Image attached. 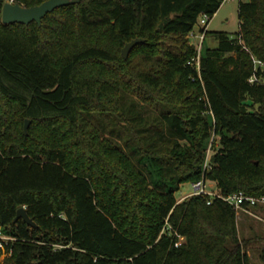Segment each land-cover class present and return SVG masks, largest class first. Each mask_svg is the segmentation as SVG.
Returning <instances> with one entry per match:
<instances>
[{"label":"trees","instance_id":"16d2710c","mask_svg":"<svg viewBox=\"0 0 264 264\" xmlns=\"http://www.w3.org/2000/svg\"><path fill=\"white\" fill-rule=\"evenodd\" d=\"M7 1L0 223L18 240L0 264H264V228L241 236L223 199L175 197L203 179L264 196V0H240L238 32L199 58L189 33L224 0H81L41 25L3 23ZM23 206L37 227L14 221Z\"/></svg>","mask_w":264,"mask_h":264},{"label":"rangeland","instance_id":"374dc122","mask_svg":"<svg viewBox=\"0 0 264 264\" xmlns=\"http://www.w3.org/2000/svg\"><path fill=\"white\" fill-rule=\"evenodd\" d=\"M13 1V0H8ZM240 0H224L220 9L211 19L208 30L209 33L202 44V49L195 44L197 42L196 38H193V43L197 48L198 55H201L202 51L206 48L216 47L218 44L217 37L215 33L217 31H226L232 35H235L239 30V19H238V4ZM248 103H251L248 101ZM209 119H213L212 115H208ZM30 125V124H29ZM29 128V126H28ZM219 145L218 137L214 134L207 140L206 147V158L203 168L210 167L211 156ZM155 174L157 172L155 168H152ZM208 189H216L215 183L213 181L207 180ZM195 182H186L180 186V189L175 192V197L181 201L191 196ZM237 226L241 236H249L253 231H261L264 228V204H259L257 208H251L249 212L242 211L236 215ZM183 241H186L183 240ZM252 264H262L260 260V254L257 251L250 252Z\"/></svg>","mask_w":264,"mask_h":264},{"label":"built area","instance_id":"2783aa9c","mask_svg":"<svg viewBox=\"0 0 264 264\" xmlns=\"http://www.w3.org/2000/svg\"><path fill=\"white\" fill-rule=\"evenodd\" d=\"M208 21L209 16L207 14H203L199 17V20L196 24V27L189 33V37L191 42H193V38L197 39L195 44L202 49V44L204 43L207 37V29H208ZM200 55H198L199 58ZM199 64V62H198ZM253 81V79H252ZM194 190L191 195H208L210 199L208 203H211L212 198L218 197L229 203L232 208L236 211V214L242 211L249 212L250 209L256 205L264 204V196H252L247 195L245 192L240 191L237 193L227 194L224 195L220 193L216 189H208L207 182L203 179L193 183ZM18 240L17 237L7 234L4 231L3 225L0 223V249L2 250V257L1 260L12 253V244ZM184 240L183 236L179 235V241L176 242V246L178 247L181 245L182 241Z\"/></svg>","mask_w":264,"mask_h":264},{"label":"water","instance_id":"95a60500","mask_svg":"<svg viewBox=\"0 0 264 264\" xmlns=\"http://www.w3.org/2000/svg\"><path fill=\"white\" fill-rule=\"evenodd\" d=\"M81 0H45L39 5L26 7L20 3H15L13 1L5 2L2 9V21L5 24L21 23L29 24L33 21L37 22L39 25L42 24L43 18L50 12H53L56 8L79 3ZM145 42L144 38L137 37L127 42L123 48V54L127 58L131 50L138 44ZM30 124V119H26L24 125V131L28 133V126ZM19 219H23L28 225L32 227H37L36 222L31 218L27 212L26 207H20L17 210V215L15 217V222Z\"/></svg>","mask_w":264,"mask_h":264}]
</instances>
